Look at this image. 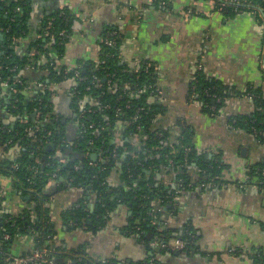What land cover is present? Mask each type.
<instances>
[{
  "label": "crops",
  "instance_id": "1",
  "mask_svg": "<svg viewBox=\"0 0 264 264\" xmlns=\"http://www.w3.org/2000/svg\"><path fill=\"white\" fill-rule=\"evenodd\" d=\"M29 3L28 32L13 46L17 55H26L30 44L40 38L43 19L63 9L72 18L59 61L60 67L67 70L99 62V43L106 29L113 30L122 61L133 70L143 63L154 68L163 106L155 126L167 132L170 143L177 142L183 126L190 128L198 154L206 162L219 163L222 170L212 184L199 182L191 189L179 190L169 205L171 209L163 210L165 227L178 231L192 229L195 242L190 251L171 246L170 251L151 248L138 237L126 234L124 229L131 212L124 206L112 212L105 227L95 232L69 226L64 221V212L78 207L80 202L88 208L94 206V197L59 179L49 181L45 190L49 195L46 215L53 225V237L39 247L36 237L40 231L15 236L6 255L21 256L49 246L56 249L52 264H66L71 252L80 247L94 261L132 264L151 259L155 264H255L253 255L264 257V183L251 174L252 169L264 167V131L235 126L237 117H249L259 110L257 98L264 101V25L258 18L250 11L226 16L223 7L212 0H30ZM200 75L223 88L224 99L214 110L203 104L195 92ZM21 76L31 86L44 74L28 67L21 71ZM65 82L52 86L51 113L61 122L64 120L65 131L73 138L78 122L68 94L74 85ZM9 100V89L0 81V162L15 158L20 149L9 147L2 139L16 120L8 110ZM212 100L213 104L217 102ZM68 105L71 115L66 112ZM114 141L117 145L122 143L121 130L115 132ZM119 166L120 163L109 178L114 187L120 184ZM190 173L197 179V168H190ZM156 178L173 185L171 173L157 174ZM0 197L4 212L12 216L34 206L20 195L12 179L2 174ZM168 242L173 245L174 239Z\"/></svg>",
  "mask_w": 264,
  "mask_h": 264
},
{
  "label": "trees",
  "instance_id": "2",
  "mask_svg": "<svg viewBox=\"0 0 264 264\" xmlns=\"http://www.w3.org/2000/svg\"><path fill=\"white\" fill-rule=\"evenodd\" d=\"M214 1L225 2L222 11L226 16L252 9L264 11V0ZM29 2L0 0V77L16 91H9L7 106L16 120L9 134L2 139L9 147H20L15 158L0 162V174L10 177L20 195L34 205L33 209L12 216L4 212L0 197L2 253H7L15 236L40 231L36 237L39 247L53 237V225L46 215L45 202L49 195L45 190L49 181L58 182L59 179L94 197L92 211L86 203L80 202L78 207L64 212V221L69 226L73 222L75 228L85 227L95 232L105 227L112 212L124 206L131 212L124 229L126 234L138 237L145 244L155 238L165 243L179 239L184 244L183 251L192 250L195 242L192 229L178 231L165 227L163 210L171 209L169 205L179 190L191 189L199 182L206 183L210 178L218 177L222 165L206 162L198 154L191 141L190 128L183 126L177 142L170 143L167 132L155 126L157 116L163 110L159 98L149 92L150 87L156 85L155 73L143 67L134 72L127 62L122 61L119 41L116 35H112L113 30L106 29L104 37L111 36L109 39L115 40V46L108 47L100 42L99 62L76 68L79 69L78 78L76 69L67 70L56 65L67 41L59 36V32L65 31L67 35L70 32L72 18L67 9L45 17L39 33L47 35L33 41L26 55H17L12 47L28 32ZM47 22H50L49 27ZM31 50L37 52L33 57L36 59L34 69L47 71L37 80L45 84L43 90H32L21 76L23 67L29 64ZM42 57L48 60L45 65L37 62ZM12 68L14 71H10ZM17 78L22 80V85L16 83ZM70 79H75L70 95L75 119L80 124L73 138L67 135L61 120L51 113L50 102V86ZM140 88H143L141 94L138 93ZM195 89L207 107H219L225 96L218 83L201 75L197 77ZM206 91L214 97L207 96ZM212 99L217 102L213 104ZM256 103L259 110L249 117H237L235 126L264 131V101L257 98ZM91 124L93 127L88 128ZM117 130H121L120 145L114 141ZM135 135L139 138L137 142L133 141ZM185 149L190 150L185 152ZM91 154L97 155L95 160L91 159ZM118 163L120 184L114 187L109 178ZM192 167L198 169L195 180L190 173ZM163 173L172 174L173 185L157 180V174ZM251 174L264 183L263 166L252 169ZM5 234L9 240L3 238ZM46 247L54 250L50 256L53 260L57 256L56 249ZM161 250L170 251V248ZM69 259L72 264L100 263L90 258L82 247L73 250ZM151 261L155 264L153 259ZM253 262L264 264V257L255 254ZM106 264L117 263L107 260Z\"/></svg>",
  "mask_w": 264,
  "mask_h": 264
},
{
  "label": "built area",
  "instance_id": "3",
  "mask_svg": "<svg viewBox=\"0 0 264 264\" xmlns=\"http://www.w3.org/2000/svg\"><path fill=\"white\" fill-rule=\"evenodd\" d=\"M212 1H214V0H212ZM218 6L220 8L224 7L225 6V2H218ZM249 11L258 18L260 23H262L264 25V11L262 9H259V10H256V11L252 9V10H249ZM11 20L13 21V19H11ZM49 25H50V22H47V27H49ZM40 35L41 36H39V37L41 38V37H44L45 35H47V33L40 34ZM0 36H1V34H0ZM59 36L65 38V39L68 38V35L66 34L65 31L59 32ZM109 37H111V36H109ZM109 37L108 38L107 37H103L100 42H102L103 45L108 46V47L115 46V40L114 39H109ZM12 49H13V47H12ZM36 55H37L36 50H31L30 53L28 54L30 59H35L33 57L36 56ZM28 67L34 69V63L32 62V63H29V64L25 65L23 67V69L24 68H28ZM140 67H143L145 70L152 69V71L154 72V68L150 64L143 63V64L140 65ZM78 70L79 69L75 70L76 78L79 77V71ZM137 70L138 69H135L134 72H137ZM10 71H14V69L12 68ZM0 81L4 82V84L7 86L9 91L12 90V92H16L13 88H11L8 85L6 80H2V78L0 77ZM15 81L19 85L23 84V82H22V80L20 78L15 79ZM44 88H45V84L43 82H41V81L40 82H35V83H33L31 85V89H33V90H39V89L43 90ZM143 88H145V86ZM143 88L138 89V93L139 94H141L143 92ZM149 92L151 94H155L158 98L161 95V91L158 89V87L156 85L150 87V91ZM206 94L209 97H214V95L207 93V91H206ZM195 95H197V94L195 93ZM209 108L214 110L213 106H210ZM79 126H80V124H78V129H79ZM92 127H93L92 124L88 126V128H92ZM252 129H254V131L256 130L254 127H252ZM138 140H139V138L135 135L133 137V141L137 142ZM189 150L190 149H185V152H189ZM169 162L171 163V161H169ZM215 179L216 178H210L207 181L208 184H212V182H215ZM208 184H206V185H208ZM203 185L206 186L205 184H203ZM69 224L72 225V226H75V223H73V222H70ZM3 238L5 240H9L10 239V237L7 234H5L3 236ZM148 245L151 248H159V249L170 248V246H171V248L173 247V248L180 249V250L184 248L183 242L181 240H179V239H174L173 245L172 244L170 245L169 242H167V243L161 242L160 240L155 238L152 241H150L148 243ZM52 252H54V251L50 250V249H47V248H35L30 253H27V254H24V255H21V256H8V255H6V253H2V251L0 249V263H10V264H52V259L50 258ZM72 263H73V261L71 259L66 261V264H72ZM99 264H106V261L100 262ZM117 264H131V263L122 261V262H118ZM141 264H153V263H152V261H148V262H143Z\"/></svg>",
  "mask_w": 264,
  "mask_h": 264
},
{
  "label": "rangeland",
  "instance_id": "4",
  "mask_svg": "<svg viewBox=\"0 0 264 264\" xmlns=\"http://www.w3.org/2000/svg\"><path fill=\"white\" fill-rule=\"evenodd\" d=\"M31 61H29V63H35V60L36 59H30ZM59 61L60 60H57V62H56V65H57V67H60V65H59ZM37 62H38V64L39 65H45L47 62H48V60L46 59V57H42V58H39L38 60H37ZM42 71V73L43 74H46L47 73V71L46 70H41ZM67 82H69L70 84H71V86L72 85H74L75 84V79H70V80H66ZM64 83H66L65 81H62V82H60L59 83V85H61L62 86V84H64ZM54 85V84H53ZM53 85H51L50 86V89H52V86ZM71 88V87H70ZM69 96H68V98L70 99V101H71V95L70 94H68ZM66 112L69 114V115H71V108L69 107V105L68 106H66Z\"/></svg>",
  "mask_w": 264,
  "mask_h": 264
},
{
  "label": "water",
  "instance_id": "5",
  "mask_svg": "<svg viewBox=\"0 0 264 264\" xmlns=\"http://www.w3.org/2000/svg\"><path fill=\"white\" fill-rule=\"evenodd\" d=\"M0 39H2V36H0ZM62 122H64V120H63ZM90 157H91L92 160H95L97 156H96V154H91ZM93 207H94L93 205H90V206H89L90 211H92ZM130 214H131V213H130ZM88 224H90V222H88Z\"/></svg>",
  "mask_w": 264,
  "mask_h": 264
}]
</instances>
